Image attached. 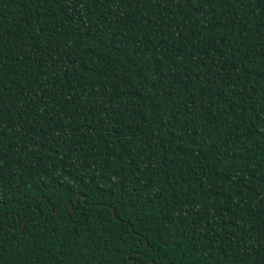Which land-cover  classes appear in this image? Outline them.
<instances>
[{"label": "trees", "instance_id": "16d2710c", "mask_svg": "<svg viewBox=\"0 0 264 264\" xmlns=\"http://www.w3.org/2000/svg\"><path fill=\"white\" fill-rule=\"evenodd\" d=\"M0 264H264V0H0Z\"/></svg>", "mask_w": 264, "mask_h": 264}]
</instances>
